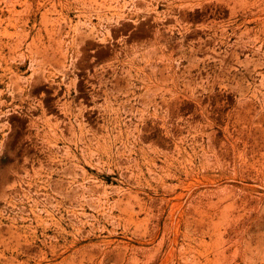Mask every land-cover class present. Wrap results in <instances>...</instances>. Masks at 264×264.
Wrapping results in <instances>:
<instances>
[{
    "label": "rangeland",
    "instance_id": "obj_1",
    "mask_svg": "<svg viewBox=\"0 0 264 264\" xmlns=\"http://www.w3.org/2000/svg\"><path fill=\"white\" fill-rule=\"evenodd\" d=\"M104 1L0 0V264H264V0Z\"/></svg>",
    "mask_w": 264,
    "mask_h": 264
},
{
    "label": "bare ground",
    "instance_id": "obj_2",
    "mask_svg": "<svg viewBox=\"0 0 264 264\" xmlns=\"http://www.w3.org/2000/svg\"><path fill=\"white\" fill-rule=\"evenodd\" d=\"M103 1V0H102ZM106 1V0H105ZM105 1H104V3H105ZM113 1V0H112ZM115 1V0H114ZM113 1V2H114ZM101 1H99V3H100ZM131 2V1H130ZM110 3V2H109ZM112 3V2H111ZM125 3V2H124ZM127 4V3H126ZM102 5V4H101ZM104 5V4H103ZM115 5V4H114ZM92 6V5H91ZM120 6V5H119ZM125 6V5H124ZM112 7H115V6H112ZM126 7V6H125ZM99 8H100V6H99ZM155 8V7H154ZM130 8H128L127 10H129ZM153 9V8H152ZM95 10V9H94ZM108 10H110V9H108ZM107 10V11H108ZM120 10H122V9H120ZM98 12V11H97ZM109 12V11H108ZM127 12H129V11H127ZM105 14V13H104ZM109 14V13H108ZM118 14V13H117ZM123 14V13H122ZM115 15V14H114ZM112 16V15H111ZM116 16H118V15H116ZM115 16V17H116ZM122 16V15H121ZM119 17V16H118ZM159 17V16H158ZM86 18V17H85ZM123 18V17H122ZM88 19V18H87ZM103 19V18H102ZM101 19V20H102ZM159 18H157V20H158ZM84 20V19H83ZM100 20V19H99ZM122 20V19H121ZM86 21V20H85ZM107 21V20H106ZM117 21V20H116ZM118 22V21H117ZM83 24V23H82ZM93 24V23H92ZM106 24V23H105ZM115 24H117V23H115ZM169 24V23H168ZM79 25V24H78ZM97 25H98V23H97ZM85 26V25H84ZM93 26V25H92ZM100 26H101V24H100ZM169 27V26H168ZM73 28V27H72ZM101 28V27H100ZM171 27H169V29H170ZM75 29H76V27H75ZM6 30V29H5ZM158 30V29H157ZM156 30V31H157ZM104 32V31H103ZM109 32V31H108ZM5 33V32H4ZM75 33V32H74ZM89 33H92V32H89ZM73 35V34H72ZM104 35V34H103ZM108 35V34H107ZM94 36V35H93ZM213 37H214V35H212ZM216 36V35H215ZM100 37V36H99ZM104 37V36H103ZM159 37V36H158ZM71 38H72V36H71ZM87 38V37H86ZM97 38V37H96ZM210 38V37H209ZM183 39V38H182ZM185 39V38H184ZM160 40V39H159ZM205 40V39H204ZM211 40H212V38H211ZM183 41H181V43H182ZM72 43V42H71ZM105 43V42H104ZM205 43V42H204ZM213 43V42H212ZM19 44V43H18ZM21 44V43H20ZM121 44H122V42H121ZM214 45H215V43H214ZM116 47V46H115ZM193 47V46H192ZM201 47V46H200ZM120 48H121V45H120ZM152 48H153V46H152ZM196 48V47H195ZM198 48V47H197ZM213 49V48H212ZM129 50V49H128ZM131 50V49H130ZM160 50V49H159ZM205 50V49H204ZM219 50V49H218ZM192 51V50H191ZM197 51V50H196ZM264 51V50H263ZM162 53V52H161ZM125 55V54H124ZM143 55V54H142ZM232 55V54H231ZM236 55V54H235ZM134 56V55H133ZM126 57V56H125ZM143 57V56H142ZM204 57V56H203ZM232 57H235V56H232ZM113 58H115V57H113ZM131 59V58H130ZM237 59V58H236ZM145 60V59H144ZM115 61V60H114ZM133 62V61H132ZM36 64V63H35ZM45 64V63H44ZM136 64V63H135ZM146 64V63H145ZM252 64V63H251ZM41 65V64H40ZM36 66V65H35ZM34 66V67H35ZM43 66V65H42ZM127 66V65H126ZM142 67V66H141ZM61 70V69H60ZM62 71V70H61ZM143 71V70H142ZM35 73H36V71H34ZM43 72V71H42ZM64 75V74H63ZM134 75V74H133ZM129 78V77H128ZM19 79V78H18ZM111 79V78H110ZM136 79V78H135ZM21 80V79H20ZM31 80V79H30ZM99 80H101V79H99ZM132 80V79H131ZM144 81V80H143ZM150 81V80H149ZM20 82V81H19ZM10 83V82H9ZM74 83V82H73ZM76 83V82H75ZM35 84V83H34ZM153 84H155V82H153ZM73 85V84H72ZM89 85V84H88ZM157 85H158V83H157ZM8 86H9V84H8ZM71 86V85H70ZM74 87H75V85H73ZM105 86V85H104ZM133 85H131V87H132ZM12 87V86H11ZM29 88V87H28ZM68 88V87H67ZM70 88V87H69ZM68 88V89H69ZM58 89V88H57ZM94 89V88H93ZM121 89V88H120ZM123 89V88H122ZM8 90V89H7ZM67 90V89H66ZM126 90H127V88H126ZM144 90V89H143ZM11 91V90H10ZM68 91V90H67ZM93 91V90H92ZM145 92V91H144ZM90 93V92H89ZM142 93H143V91H142ZM148 93V92H147ZM131 94H132V90H131ZM1 95V94H0ZM18 95H20V94H18ZM17 95V96H18ZM44 95V94H43ZM76 95V94H75ZM98 96V95H97ZM157 96V95H156ZM40 97V96H39ZM72 97V96H71ZM129 98V97H128ZM166 98V97H165ZM164 98V99H165ZM94 99V98H93ZM104 99H105V97H104ZM103 99V100H104ZM129 100H131V99H129ZM162 100V99H161ZM161 100H160V102H161ZM5 101V100H4ZM11 101V100H10ZM58 101H59V99H58ZM35 102V101H34ZM40 102V101H39ZM63 102H65V100H63ZM62 102V103H63ZM81 102V101H80ZM125 102V101H124ZM154 102V101H153ZM164 102V101H163ZM55 103V102H54ZM57 103V102H56ZM62 103H61V105H62ZM66 103H68V102H66ZM111 103V102H110ZM140 103V102H139ZM149 103H151V102H149ZM155 103V102H154ZM8 104V103H7ZM107 104V103H106ZM106 104H105V107H106ZM9 105V104H8ZM65 105H67V104H65ZM108 105V104H107ZM37 106H38V104H37ZM41 106V105H40ZM43 106V105H42ZM60 106V105H59ZM81 106V105H80ZM79 106V107H80ZM17 107V106H16ZM68 107V106H67ZM85 107H86V105H85ZM84 107V108H85ZM150 107V106H149ZM31 108H33V106L31 107ZM71 108V107H70ZM91 108V107H90ZM107 108V107H106ZM77 109V108H76ZM88 109V108H87ZM94 109V108H93ZM159 109V108H158ZM167 109V108H166ZM7 110H9V109H7ZM67 110V109H66ZM70 110V109H69ZM90 110V109H89ZM157 110V109H156ZM168 110V109H167ZM6 111V110H5ZM4 111V112H5ZM14 111H15V109H14ZM21 111V110H20ZM57 111V110H56ZM68 111V110H67ZM73 111V110H72ZM81 111V110H80ZM6 112H8V111H6ZM5 112V113H6ZM45 112V111H44ZM66 112V111H65ZM85 112H87V111H85ZM11 113V112H10ZM63 113V112H62ZM112 113V112H111ZM77 114V113H76ZM81 114V113H80ZM79 114V115H80ZM153 114V113H152ZM45 115V114H44ZM63 115V114H62ZM68 115V114H67ZM103 115H104V113H103ZM109 115V114H108ZM151 115V114H150ZM55 116V115H54ZM153 116V115H152ZM4 117V116H3ZM50 117H51V115H50ZM71 117V116H70ZM125 117V116H124ZM155 117V116H154ZM39 118H40V115H39ZM54 118V117H53ZM81 118H82V115H81ZM109 118V117H108ZM47 119H49V118H47ZM101 119V118H100ZM37 120V119H36ZM56 120H58V119H56ZM73 120H74V118H73ZM47 121V120H46ZM70 121H72V120H70ZM126 121V120H125ZM165 122V121H164ZM163 122V123H164ZM4 123V122H3ZM7 123V122H6ZM33 123V122H32ZM49 123V122H48ZM51 123V122H50ZM65 123V122H64ZM67 123V122H66ZM70 123V122H69ZM74 123V122H73ZM123 123V122H122ZM43 124V123H42ZM46 124V123H45ZM44 124V125H45ZM60 124H61V122H60ZM68 124V123H67ZM75 124V123H74ZM78 124V123H77ZM77 124H75V125H77ZM198 124V123H197ZM197 124H194V123H191L190 124V127H188V128H192V131H194V132H197L198 130H202V131H204V128L202 127V126H199V125H197ZM5 125V124H4ZM48 125V124H47ZM56 126H57V124H55ZM71 125V124H70ZM74 125V126H75ZM83 125V124H82ZM110 125V124H109ZM165 125V124H164ZM46 126V125H45ZM44 126V127H45ZM49 126V125H48ZM54 126V125H53ZM123 126V125H122ZM160 126H161V124H160ZM4 127V126H3ZM78 127V126H77ZM76 127V128H77ZM55 128V127H54ZM92 128V127H91ZM6 129V128H5ZM71 129V128H70ZM113 129H114V127H113ZM8 130H10V129H8ZM57 130V129H56ZM78 130H79V128H78ZM90 130V129H89ZM3 131V130H2ZM39 131V130H38ZM79 131H81V130H79ZM106 131V130H105ZM21 132V131H20ZM45 132V131H44ZM47 132V131H46ZM50 132V131H49ZM61 132V131H60ZM77 132V131H76ZM83 132V131H82ZM38 133V132H37ZM69 133V132H68ZM72 133V132H71ZM79 133V132H78ZM87 133V132H86ZM85 133V134H86ZM101 133V132H100ZM119 133V132H118ZM6 134H7V131H6ZM45 134V133H44ZM52 134V133H51ZM80 134H81V132H80ZM4 135V134H3ZM56 135V134H55ZM76 135V134H75ZM78 135V134H77ZM187 135V134H186ZM194 135V134H193ZM86 136V135H85ZM26 137V136H25ZM71 137V136H70ZM73 137V136H72ZM129 137V136H128ZM165 137V136H164ZM10 138V137H9ZM193 138L195 139V138H197V133H195V135L193 136ZM41 139V142H42V138H40ZM67 139V138H66ZM75 139V138H74ZM94 139V138H93ZM186 139V138H185ZM29 140V139H28ZM71 140V139H70ZM70 140H69V142H70ZM78 140H81V139H78ZM188 140V139H187ZM186 140V141H187ZM1 141V140H0ZM44 141V140H43ZM52 141V140H51ZM50 141V142H51ZM62 141V140H61ZM73 142V141H72ZM81 142V141H80ZM85 142V141H84ZM95 142V141H94ZM121 142V141H120ZM172 142V141H171ZM48 143H49V141H48ZM93 143V142H92ZM30 144V143H29ZM70 144V143H69ZM75 144V143H74ZM73 144V145H74ZM80 144V143H79ZM187 144V143H186ZM197 144V143H196ZM200 144V143H199ZM198 144V145H199ZM41 145H43V144H41ZM45 145V144H44ZM62 145V144H61ZM81 145V144H80ZM88 145V144H87ZM127 145V144H126ZM165 145V144H164ZM32 146V145H31ZM58 146V145H57ZM75 146V145H74ZM86 146V145H85ZM95 146V145H94ZM189 146V145H188ZM202 146V145H201ZM1 147V146H0ZM20 147V146H19ZM63 147V146H62ZM174 147H175V144H174ZM4 148V147H3ZM55 148V147H54ZM93 148V147H92ZM132 148V147H131ZM173 148V147H172ZM176 150H177V152L178 153H181V151H180V144L179 145H177L176 147ZM63 149V148H62ZM74 149H75V147H74ZM80 149V148H79ZM86 149V148H85ZM148 149V148H147ZM190 149V148H189ZM116 150V149H115ZM128 150H129V148H128ZM157 150V149H156ZM203 150V149H202ZM148 151V150H147ZM39 152V151H38ZM56 152V151H55ZM80 152H81V150H80ZM89 152H92V151H90L89 150ZM103 152V151H102ZM115 152V151H114ZM119 152V151H118ZM125 152V151H124ZM131 152V151H130ZM153 152V151H152ZM29 153V152H28ZM35 153V152H34ZM40 153V152H39ZM144 153V152H143ZM146 153V152H145ZM201 153V152H200ZM41 154V153H40ZM64 154V153H63ZM73 154V153H72ZM80 154H82V153H80ZM132 154V153H131ZM32 155V154H31ZM44 155H45V153H44ZM83 155V154H82ZM89 155V154H88ZM90 155H94V154H90ZM126 155V154H125ZM9 156V155H8ZM26 157V156H25ZM66 157V156H65ZM68 157V156H67ZM73 157V156H72ZM107 157V156H106ZM131 157V156H130ZM177 157H178V155H177ZM34 158V157H33ZM50 158V157H49ZM76 158V157H75ZM203 158V157H202ZM22 159H24V157L22 158ZM38 159V158H37ZM52 159V158H51ZM125 159V158H124ZM166 159H169V156L168 155H166ZM91 160V159H90ZM130 160V159H129ZM160 160V159H159ZM172 160V159H171ZM32 161H33V159H32ZM84 161V160H83ZM54 162V161H53ZM77 162V161H76ZM124 162H126V161H124ZM88 163V162H87ZM105 163V162H104ZM111 163V162H110ZM169 163V162H168ZM179 163V162H178ZM181 163V162H180ZM236 163V162H235ZM69 164V163H68ZM114 164V163H113ZM156 164V163H155ZM175 164V163H174ZM22 165V164H21ZM53 165V164H52ZM57 165V164H56ZM78 165V164H77ZM97 165H98V162H97ZM96 165V166H97ZM116 165H117V163H116ZM149 165V164H148ZM210 165V164H209ZM31 166V165H30ZM40 166V165H39ZM61 166H62V163H61ZM79 166V165H78ZM88 166H90V165H88ZM101 166V165H100ZM129 166V165H128ZM180 166V168H181V165H179ZM190 166V165H189ZM9 167V166H8ZM41 167V166H40ZM60 167V166H59ZM154 168H155V165L153 166ZM206 167V166H205ZM10 168V167H9ZM64 168V167H63ZM92 168V167H91ZM103 168V167H102ZM114 168V167H113ZM203 168V167H202ZM32 169V168H31ZM38 169V168H37ZM46 169V168H45ZM118 169V168H117ZM129 169V168H128ZM3 170V169H2ZM4 170H6V169H4ZM22 170V169H21ZM59 170V169H58ZM13 171V170H12ZM23 171V170H22ZM35 171V170H34ZM37 171V170H36ZM52 171H54V170H52ZM57 171V170H56ZM62 171V170H61ZM69 171V170H68ZM100 171V170H99ZM203 170H201V172H202ZM1 173V172H0ZM4 173V172H3ZM14 173V172H13ZM17 173V172H16ZM44 173V172H43ZM60 173V172H59ZM96 173V172H95ZM116 173H117V171H116ZM143 173V172H142ZM235 173V172H234ZM21 174V173H20ZM36 174V173H35ZM108 174V173H107ZM4 175V174H3ZM24 175H26L25 173H24ZM37 175V174H36ZM51 175V174H50ZM74 175V174H73ZM121 175V174H120ZM140 175V174H139ZM199 175V172H196V171H194V168H192V167H189V168H187V167H185V168H183L182 169V171H181V174L180 175H178L177 176V178H176V180L177 181H180L181 182V176H183L184 177V179H187V178H190V177H197ZM34 176V175H33ZM70 176V175H69ZM76 176V175H75ZM83 177H84V175H82ZM81 176V177H82ZM119 176V175H118ZM79 177V176H78ZM82 177V178H83ZM120 177V176H119ZM170 177V176H169ZM24 178H25V176H24ZM71 178H72V176H71ZM75 178V177H74ZM88 178H90V177H88ZM93 178V177H92ZM139 178V177H138ZM13 179V178H12ZM62 179V178H61ZM87 179V178H86ZM144 179V178H143ZM146 180V179H145ZM14 181V180H13ZM76 181H77V179H76ZM95 181V180H94ZM93 181V182H94ZM97 181V180H96ZM95 181V182H96ZM139 181V180H138ZM10 182H11V180H10ZM148 182V181H147ZM209 182V181H208ZM211 183H212V181H210ZM85 183V182H84ZM101 183V182H100ZM140 183V182H139ZM145 183V182H144ZM183 183H184V181H183ZM67 184H68V181H67ZM83 184V183H82ZM147 184V183H146ZM207 184H209V183H207ZM205 185L206 187L207 186H209V185ZM16 185V184H15ZM81 185V184H80ZM127 185V184H126ZM141 185H142V183H141ZM179 185H181V184H179ZM214 185V184H213ZM216 185V184H215ZM10 186H11V184H10ZM30 186V185H29ZM50 186V185H49ZM84 186V185H83ZM87 186V185H86ZM178 186V185H177ZM19 187V186H18ZM131 187V186H130ZM143 187V186H142ZM162 187V186H161ZM173 187V186H172ZM5 188H6V186H5ZM31 188V187H30ZM43 188V187H42ZM49 188V187H48ZM67 188V187H66ZM128 188V187H127ZM126 188V189H127ZM162 188H165L164 187V185H163V187ZM161 188V189H162ZM39 189V188H38ZM104 189V188H103ZM156 189V188H155ZM167 189V188H166ZM214 189V188H213ZM24 190V189H23ZM119 190V189H118ZM154 190V189H153ZM169 190V189H168ZM174 190L175 189H171V191H170V194H171V192L173 193L174 192ZM215 190V189H214ZM51 191V190H50ZM121 191V190H120ZM181 191H183V190H181ZM216 191V190H215ZM82 192V191H81ZM102 192H104V191H102ZM118 192V191H117ZM127 192H129V191H127ZM137 192H139V191H137ZM145 192V191H144ZM204 192V191H203ZM52 193V192H51ZM78 193V192H77ZM126 193V192H125ZM140 193H141V191H140ZM206 193V192H205ZM207 193H208V191H207ZM106 194V193H105ZM121 194H123V193H121ZM143 194V193H142ZM146 194V193H145ZM144 194V195H145ZM177 194H179V192H177ZM177 194H174V195H177ZM183 194V193H182ZM34 195V194H33ZM37 195V194H36ZM44 195V194H43ZM87 195V194H86ZM94 195H95V193H94ZM162 195V194H161ZM164 195V194H163ZM169 195V194H168ZM187 195V194H186ZM186 195H179V196H176L177 198H179V197H185ZM19 196V195H18ZM47 196V195H46ZM98 196V195H97ZM105 196V195H104ZM136 195H134V197H135ZM165 196V195H164ZM164 196H163V198L161 199V203H160V205H161V208L159 207V209H160V211H161V213H164L165 211H166V208H169V204H170V201L171 200H174V198H171V199H165L164 198ZM202 196V195H201ZM206 196H208V195H206ZM6 197V196H5ZM36 197V196H35ZM89 197V196H88ZM138 197V196H137ZM150 197V196H149ZM152 197V196H151ZM159 197V196H158ZM162 197V196H161ZM211 197V196H210ZM58 198V197H57ZM80 198H81V196H80ZM128 198V197H127ZM136 198V197H135ZM134 198V199H135ZM152 198H154V197H152ZM156 198V197H155ZM160 198V197H159ZM199 198V197H198ZM76 199V198H75ZM96 199V198H95ZM101 199V198H100ZM99 199V200H100ZM118 199V198H117ZM137 199V198H136ZM54 200V199H53ZM85 200V199H84ZM92 200V199H91ZM127 200V199H126ZM160 200V199H159ZM203 200V199H202ZM128 201L129 200H127V203H128ZM135 201V200H134ZM32 202V201H31ZM45 202V201H44ZM102 202V201H101ZM104 202V201H103ZM102 202V203H103ZM111 202V201H110ZM133 202V201H132ZM136 202V201H135ZM56 203V202H55ZM100 203V202H99ZM107 203V202H106ZM125 203V202H124ZM189 203L190 204H192V203H195V198H190V200H189ZM33 204H35L36 205V200L34 199V201H33ZM85 204V203H84ZM113 204V203H112ZM118 204V203H117ZM100 205V204H99ZM135 205H137V204H135ZM160 205H158V206H160ZM87 206V205H86ZM157 206V207H158ZM178 206V204H172L171 206H170V210H171V212H172V210H175V208ZM192 206V205H191ZM11 207V206H10ZM118 207H119V205H118ZM139 207V206H138ZM52 208H55V207H52ZM80 208V207H79ZM101 208V207H100ZM116 208V207H115ZM114 208V209H115ZM119 208H121L122 209V207H119ZM118 208V209H119ZM123 208H125L124 207V205H123ZM141 208V207H140ZM139 208V209H140ZM261 208H263V206L261 207ZM72 209V208H71ZM81 209V208H80ZM107 209V208H106ZM177 209H178V207H177ZM93 210V209H92ZM134 210V209H133ZM132 210V211H133ZM179 210V209H178ZM178 210H176V212L178 211ZM4 211V210H3ZM72 211V210H71ZM104 211V210H103ZM107 211V210H106ZM114 211V210H113ZM115 211H117V210H115ZM147 211V210H146ZM120 211H118V213H119ZM128 212V211H127ZM135 212V211H134ZM149 212V211H148ZM179 212V211H178ZM181 212V211H180ZM179 212V213H180ZM18 213V212H17ZM47 213V212H46ZM55 213V212H54ZM77 213V212H76ZM84 213V212H83ZM82 213V214H83ZM121 213H122V211H121ZM124 214H125V211L123 212ZM122 213V214H123ZM129 213V212H128ZM170 212H168V214H169ZM190 213V212H189ZM1 214H2V212H1ZM6 214V213H5ZM26 214V213H25ZM34 214V216H35V218L36 219H40L39 218V216L40 215H36V213H33ZM49 214V213H48ZM92 214V213H91ZM105 214V213H104ZM129 214H131V212L129 213ZM128 214V215H129ZM31 215H32V213H31ZM84 215V214H83ZM93 215V214H92ZM127 215V216H128ZM7 216V215H6ZM27 216V215H26ZM67 216V215H66ZM98 216V215H97ZM96 216V217H97ZM103 216V215H102ZM180 216H182V215H180ZM60 217V216H59ZM77 217V216H76ZM106 217L107 218H110L111 217V215H106ZM112 217H113V215H112ZM170 217H171V213H170ZM179 217V216H178ZM22 218V217H21ZM62 218V217H61ZM103 218V217H102ZM118 218V217H117ZM10 219V218H9ZM123 219V218H122ZM147 218H145V220H146ZM27 220V219H26ZM25 220V221H26ZM29 220V219H28ZM55 220V219H54ZM86 220V219H85ZM97 220V219H96ZM115 220V219H114ZM113 220V221H114ZM128 220V219H127ZM126 220V221H127ZM175 220V219H174ZM181 220H182V218H181ZM16 221V220H15ZM47 221H48V219H47ZM93 221V220H92ZM112 221V220H111ZM121 221V220H120ZM125 221V220H124ZM172 220H170V222H171ZM35 222V221H34ZM58 222V221H57ZM85 222V221H84ZM105 222V221H104ZM110 222V221H109ZM118 222V221H117ZM180 222V221H179ZM23 223V222H22ZM48 223V222H47ZM50 223V222H49ZM93 223V222H92ZM95 223H96V221H95ZM125 223V222H124ZM127 223V222H126ZM128 223H130V222H128ZM172 223V222H171ZM31 224V223H30ZM110 224V223H109ZM114 224V223H113ZM80 225V224H79ZM97 225V224H96ZM112 225V224H111ZM118 225V224H117ZM173 225V224H172ZM171 225V226H172ZM82 226H83V224H82ZM124 226V225H123ZM126 226V225H125ZM159 226V225H158ZM15 227V226H14ZM45 227V226H44ZM101 227H103V226H101ZM106 227V226H105ZM169 227H170V225H169ZM173 227H174V225H173ZM173 227H172V229H173ZM48 228V227H47ZM89 228H90V226H89ZM111 228V227H110ZM157 228V227H156ZM160 228V227H159ZM166 228V227H165ZM116 229H118V228H116ZM122 229H123V227H122ZM153 229H155V228H153ZM52 230V229H51ZM62 230V229H61ZM107 230V229H106ZM125 230V229H124ZM165 230V229H164ZM175 230H177V229H175ZM33 231V230H32ZM35 231V230H34ZM78 231V230H77ZM126 231V230H125ZM158 231V230H157ZM162 231H163V229H162ZM166 231V230H165ZM164 231V232H165ZM184 232H185V230H183ZM40 232V231H39ZM64 232V231H63ZM79 232V231H78ZM88 232V231H87ZM86 232V233H87ZM92 232V231H91ZM99 232V231H98ZM101 232H103V231H101ZM110 232V231H109ZM114 232V231H113ZM146 231H144L143 233H145ZM171 232V231H170ZM175 232V231H174ZM180 232V231H179ZM34 233V232H33ZM107 233V232H106ZM88 234V233H87ZM158 234V233H157ZM175 234V233H174ZM77 235V234H76ZM90 235V234H89ZM88 235V236H89ZM113 235V234H112ZM184 235V234H183ZM52 236V235H51ZM87 236V235H86ZM120 236V235H119ZM142 236H144V235H142ZM158 236V235H157ZM186 236V235H185ZM47 237V236H46ZM73 237H74V235H73ZM83 237V236H82ZM140 237V236H139ZM138 237V238H139ZM145 237V236H144ZM174 237V239H175V236H173ZM172 237V238H173ZM177 237V236H176ZM93 238V237H92ZM153 238V237H152ZM170 238V237H169ZM187 238H189V237H187ZM50 239V238H49ZM78 239V238H77ZM81 239V238H80ZM160 239H161V237H160ZM178 239V238H177ZM181 239V238H180ZM182 239H184V238H182ZM84 240H85V238H84ZM109 240V239H108ZM114 240H115V238H114ZM176 240V239H175ZM185 240H186V238H185ZM46 241V240H45ZM53 241V240H52ZM81 241V240H80ZM107 241V240H106ZM119 241V240H118ZM151 241H153V240H151ZM108 242V241H107ZM87 243V242H86ZM111 243V242H110ZM125 243V242H124ZM127 243V242H126ZM139 243V242H138ZM142 243V242H141ZM153 243V242H152ZM171 243V242H170ZM173 243V242H172ZM177 243V242H176ZM183 243V242H182ZM92 244V243H91ZM149 244H151V242L149 243ZM178 244V243H177ZM176 244V245H177ZM107 245V244H106ZM123 245V244H122ZM131 245V244H130ZM133 245V244H132ZM146 245H147V243H146ZM179 246V245H178ZM181 246H182V244H181ZM190 246V245H189ZM106 247V246H105ZM115 247V246H114ZM136 247V246H135ZM135 247H133V248H135ZM147 247V246H146ZM175 247V246H174ZM185 247V246H184ZM188 247V246H187ZM129 248V247H128ZM144 248V247H143ZM150 248V247H149ZM154 248H156V247H154ZM169 248V247H168ZM173 248V247H172ZM111 249H113V246H112V248ZM129 249H131V248H129ZM178 249V248H177ZM76 250H78V249H76ZM127 250V249H126ZM153 250V249H152ZM174 250V249H173ZM179 250V249H178ZM155 251V250H154ZM157 251H159V250H157ZM156 251V252H157ZM161 251V250H160ZM170 251H172V250H170ZM185 251V250H184ZM183 251V252H184ZM62 252V251H61ZM71 252H73V251H71ZM120 252V251H119ZM121 252H124V251H121ZM141 252V251H140ZM170 253V252H169ZM101 254V253H100ZM118 254V253H117ZM153 254H154V252H153ZM153 254H151V255H153ZM128 255V254H127ZM150 255V256H151ZM159 255V254H158ZM103 256V255H102ZM102 256H101V258H102ZM70 257H72V253H71V256ZM180 257H181V255H180ZM179 257V258H180ZM84 258V257H83ZM100 258V259H101ZM180 260V259H179ZM81 262V261H80ZM83 264V263H82ZM98 264V263H97Z\"/></svg>",
    "mask_w": 264,
    "mask_h": 264
}]
</instances>
